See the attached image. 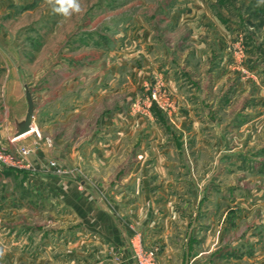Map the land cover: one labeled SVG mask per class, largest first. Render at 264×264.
Listing matches in <instances>:
<instances>
[{
	"label": "rangeland",
	"instance_id": "rangeland-1",
	"mask_svg": "<svg viewBox=\"0 0 264 264\" xmlns=\"http://www.w3.org/2000/svg\"><path fill=\"white\" fill-rule=\"evenodd\" d=\"M207 2L82 0L83 13L63 18L46 0H0V151L18 160L21 146L38 145L22 165L0 163V264H140V250L164 264L169 243L179 257L170 263L264 264V4L209 0L219 30ZM208 78L216 87L205 88ZM22 82L34 89L41 137L7 142L2 106L5 97L19 102ZM98 108L108 124L126 116L152 128L140 130L135 164L83 154L78 143ZM134 165L141 186L170 189L169 225L183 227L150 244L137 225L122 246L89 229L76 235L84 223L65 200L69 189L87 190L121 219L114 188Z\"/></svg>",
	"mask_w": 264,
	"mask_h": 264
},
{
	"label": "crops",
	"instance_id": "crops-1",
	"mask_svg": "<svg viewBox=\"0 0 264 264\" xmlns=\"http://www.w3.org/2000/svg\"><path fill=\"white\" fill-rule=\"evenodd\" d=\"M208 2L206 3V7L208 8L206 9L207 16H205L206 18H208L211 15L213 17L214 22L216 23V19L214 17L215 14H213ZM216 26L219 30H221V26L219 23H216ZM217 84V81L214 82L212 79L211 82V78H208V82L206 83L205 88H211L214 86L216 87ZM205 92L206 94L208 93L209 98H211L210 95L212 94V92L207 89L205 90ZM196 98L197 96L191 101V110L199 113L203 110V108L201 102L199 101L200 96L197 99ZM21 99V95L16 96V100H19L20 103L16 101L13 106L11 102L7 101L6 97L3 102L2 107L4 108V116L1 118V124L4 128L2 129L1 133L3 137L8 140L7 142H9L12 137V120L24 108ZM188 111H190V109H188ZM91 114L95 115L94 122H90L91 128H93L94 131L88 132L87 130H83L85 136H83V138H81V141L78 143V145L81 146V149L84 152L83 154L86 156L88 155L93 159L107 158L109 162H112L113 160L115 164H117V162L119 164L121 162H134L135 164V162L140 159L139 155L141 153L140 151L138 156L136 157V141L137 138H141L140 130L142 129V131H144L147 135V133H151L152 128H136L134 120L126 116L124 117L125 126L121 124V122H119L120 119L116 118L110 119L111 124H108V119L103 116V109L101 108H98V110H95V112ZM117 115L120 116L123 114L120 113ZM195 122L196 121L192 122V124L194 125ZM105 125L111 128V130H119L120 128L121 130L125 129L123 131L125 132V136H120L122 135V133H119L118 131L114 133L112 131V134L110 136H107L104 133ZM159 131L161 132V138H163L165 136V133H163L164 131L161 129ZM209 134L212 135V133ZM27 135H29V133ZM27 135L23 137H26ZM23 137H21V139H23ZM141 140L142 138L140 139V141ZM145 144L146 142H144V147ZM71 148V146H69L67 150L63 148V155L68 156L69 153H71ZM57 151L59 152L60 150ZM231 151L232 150L230 149V153ZM31 159L36 162L39 158L32 155ZM136 168L137 166L134 165L133 169L130 168L129 170H127L126 174H121L118 177L117 181L119 182V185L117 184V186H115L114 188V201L118 202V204L116 205V209L118 210L121 219H118L116 216L111 215L108 210H106L107 208H105L106 206L104 202H102L103 204L90 203L89 201H91V199H89L88 197L87 190H84L85 192H82L81 188H78V190L77 188H73L74 186L69 189V193L67 194L65 200L66 202L71 204V206H73L70 207L71 209L73 208L77 210V216H79V219L82 220L84 223V226H82L81 229L75 231L76 235H82L86 230L89 229L95 231L97 234L100 235L101 238L99 241H101V243H108L109 245L113 246H122L126 244L127 241H129L130 234L132 231L130 230L131 226L137 225L142 229L144 242L146 244H150L154 239H157L158 236L162 235L163 237H167V235L175 233L174 231H171L173 227L175 228V226H182L179 221L173 222V224L169 225V222H172V214L170 213V208L172 207L171 202L176 201L175 198L170 197L172 195L170 189L163 186L150 187L147 185L148 182L145 180L144 185L141 186V182L139 183L140 180H138V178L141 175H143L144 178V174H136ZM158 175V183H160L161 180H163L165 174ZM113 178V176L105 177V181H103V183L108 186L109 182L107 181V179ZM174 204L176 205V203ZM154 208L157 210L152 212ZM71 209H69L70 212ZM183 222L185 223V226H190V228H193L196 225L199 226V223L197 224V222L194 220L185 219L182 221V223ZM180 233L181 231L179 230L176 232V235H181ZM179 240L181 241V239ZM90 241L95 240L91 239ZM179 250L180 249L177 248V251ZM174 251L175 249L171 247L170 243L163 247L160 256L164 264H176L173 262L170 263L169 261V259L176 258V256L177 258H179ZM126 252V257H131V250L128 249ZM195 263L209 264L201 262L199 260Z\"/></svg>",
	"mask_w": 264,
	"mask_h": 264
},
{
	"label": "water",
	"instance_id": "water-1",
	"mask_svg": "<svg viewBox=\"0 0 264 264\" xmlns=\"http://www.w3.org/2000/svg\"><path fill=\"white\" fill-rule=\"evenodd\" d=\"M20 95L22 96L21 101L23 102L24 108L12 120V138L14 139L21 138L32 131L33 118L36 114L33 87L27 82H22ZM11 104L13 106L15 103L11 101Z\"/></svg>",
	"mask_w": 264,
	"mask_h": 264
},
{
	"label": "built area",
	"instance_id": "built-area-1",
	"mask_svg": "<svg viewBox=\"0 0 264 264\" xmlns=\"http://www.w3.org/2000/svg\"><path fill=\"white\" fill-rule=\"evenodd\" d=\"M35 133L36 136L41 137V134L37 131L35 128V125L33 124L32 131L29 134ZM21 138H12L13 142L19 141ZM49 143H51L50 140H48ZM38 149V145L36 143H33L31 145H23L19 148L18 152L21 159H15L13 156L8 155L6 152L0 151V163L6 164V165H22L24 164L26 157L34 150ZM26 163V162H25ZM136 257L138 260H140V264H159V262L156 260V255L154 251L149 252H143L142 250L136 252Z\"/></svg>",
	"mask_w": 264,
	"mask_h": 264
},
{
	"label": "clouds",
	"instance_id": "clouds-1",
	"mask_svg": "<svg viewBox=\"0 0 264 264\" xmlns=\"http://www.w3.org/2000/svg\"><path fill=\"white\" fill-rule=\"evenodd\" d=\"M46 3L53 14L63 18H71L85 11L82 0H46ZM260 4H264V0H257V6ZM2 255L0 252V256Z\"/></svg>",
	"mask_w": 264,
	"mask_h": 264
},
{
	"label": "bare ground",
	"instance_id": "bare-ground-1",
	"mask_svg": "<svg viewBox=\"0 0 264 264\" xmlns=\"http://www.w3.org/2000/svg\"><path fill=\"white\" fill-rule=\"evenodd\" d=\"M36 127V126H35Z\"/></svg>",
	"mask_w": 264,
	"mask_h": 264
}]
</instances>
